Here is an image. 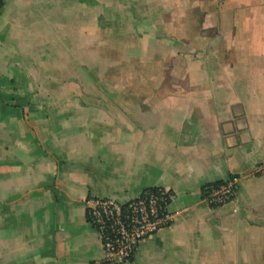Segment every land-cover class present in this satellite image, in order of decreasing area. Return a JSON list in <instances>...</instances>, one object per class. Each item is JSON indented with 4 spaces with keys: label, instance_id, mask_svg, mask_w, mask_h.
<instances>
[{
    "label": "crops",
    "instance_id": "1",
    "mask_svg": "<svg viewBox=\"0 0 264 264\" xmlns=\"http://www.w3.org/2000/svg\"><path fill=\"white\" fill-rule=\"evenodd\" d=\"M91 1L1 0L0 264H264V0H226L232 14L223 0H137L162 75L146 91L59 92L42 53L57 57ZM230 180L234 199L210 205L206 188ZM152 188L176 193L170 224L107 262L87 201Z\"/></svg>",
    "mask_w": 264,
    "mask_h": 264
},
{
    "label": "rangeland",
    "instance_id": "2",
    "mask_svg": "<svg viewBox=\"0 0 264 264\" xmlns=\"http://www.w3.org/2000/svg\"><path fill=\"white\" fill-rule=\"evenodd\" d=\"M95 1L101 4L96 5L92 0L90 14L80 15L77 11L82 7L76 6L73 35L70 29L63 31L60 29L57 57L52 53H42L45 66L46 64L57 66L53 69V73L57 74L53 77V82L58 80V91L75 93H114L142 89L146 91L148 87L146 78L156 73L162 75L163 65L156 66L147 59V55L152 57V54L145 53L147 39L151 37L149 40H154L152 38L154 33L150 30L140 31L138 23L141 21L132 19L130 9L136 8L134 2L137 0H128L127 4L121 0ZM225 2L226 0H223L219 9H226L229 14L239 8L224 5ZM148 5H137L142 8L143 15L154 9ZM102 19L110 21L105 22ZM156 31L161 33L162 28L158 27ZM156 31L154 32L157 33ZM164 31L168 34L165 27ZM72 66L75 69L74 81L71 79ZM44 71L45 68L37 69L41 74L45 73Z\"/></svg>",
    "mask_w": 264,
    "mask_h": 264
},
{
    "label": "built area",
    "instance_id": "3",
    "mask_svg": "<svg viewBox=\"0 0 264 264\" xmlns=\"http://www.w3.org/2000/svg\"><path fill=\"white\" fill-rule=\"evenodd\" d=\"M255 172L264 174V159L256 165ZM206 191V201L219 206L234 199L236 181L212 184ZM176 197L170 189L152 188L127 202L90 198L87 217L99 234L105 260L109 263L130 261L142 241L170 224L169 207Z\"/></svg>",
    "mask_w": 264,
    "mask_h": 264
},
{
    "label": "trees",
    "instance_id": "4",
    "mask_svg": "<svg viewBox=\"0 0 264 264\" xmlns=\"http://www.w3.org/2000/svg\"><path fill=\"white\" fill-rule=\"evenodd\" d=\"M1 3H2V2H1V0H0V5H1ZM222 183H223V182H219V183H217V184H222Z\"/></svg>",
    "mask_w": 264,
    "mask_h": 264
}]
</instances>
